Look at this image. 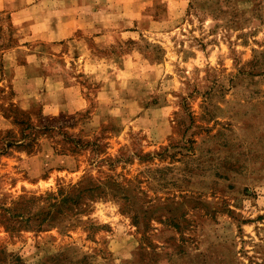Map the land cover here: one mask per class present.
Instances as JSON below:
<instances>
[{"label": "rangeland", "instance_id": "rangeland-1", "mask_svg": "<svg viewBox=\"0 0 264 264\" xmlns=\"http://www.w3.org/2000/svg\"><path fill=\"white\" fill-rule=\"evenodd\" d=\"M0 264H264V0H0Z\"/></svg>", "mask_w": 264, "mask_h": 264}, {"label": "crops", "instance_id": "crops-1", "mask_svg": "<svg viewBox=\"0 0 264 264\" xmlns=\"http://www.w3.org/2000/svg\"><path fill=\"white\" fill-rule=\"evenodd\" d=\"M73 29H70L68 31H65V36L63 37L61 35V31L58 29V27H56V46L58 45V43H60L67 35L72 34L73 33Z\"/></svg>", "mask_w": 264, "mask_h": 264}]
</instances>
